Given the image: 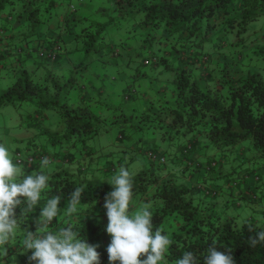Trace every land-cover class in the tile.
I'll list each match as a JSON object with an SVG mask.
<instances>
[{
  "label": "trees",
  "instance_id": "trees-1",
  "mask_svg": "<svg viewBox=\"0 0 264 264\" xmlns=\"http://www.w3.org/2000/svg\"><path fill=\"white\" fill-rule=\"evenodd\" d=\"M120 1L127 11L142 12L139 23L146 24L153 33L159 32L158 39H163L162 52L152 51L153 63L152 58H143L144 63L157 66L159 73L175 74L173 89L168 93L170 84L161 80L157 73L154 77L153 72H140L141 76L135 77L132 70L135 78L128 81L124 92L127 100H137V105H132L128 111L129 117L137 118L139 125L129 120L120 105L116 111L120 110L123 116L121 124L140 129V125L149 123L150 127L159 126L163 136L170 138L176 133L194 136L170 153L174 163H183L182 174L168 167L166 153L145 151L151 164L131 174L130 212L144 203H151L153 230L162 228L163 234L172 241L164 264H174L185 251L195 253L200 264H204V254L213 240L217 250L230 251L235 264H264V243L255 248L248 243L250 237L264 230V0ZM59 4L62 3L57 0H0V37L11 28L21 38L12 45L14 61L4 65L9 71L6 76L12 75V82L0 87V113L9 105L16 109L24 105L35 108L28 113V119L23 118L21 126L0 124V132H3L0 143L7 148L21 140L26 143L27 150L19 146L15 149L13 160L25 176L41 172L43 157L50 159L49 166L43 169L49 181L42 190L40 203L34 211L24 215V204L15 209L16 218L20 220L19 231L35 233L36 221L47 199L59 195L58 207L63 210L70 193L82 187L78 212L65 216L61 211L62 215L54 218L49 230L56 232L72 225L81 239L97 246L100 264H111L107 247L112 237L106 231L109 221L104 204L106 195L113 190L108 180L117 169L109 161L100 168L95 166L94 160L88 165L82 161L92 154L86 146L90 136L105 128L98 125L105 117L95 109L101 107L103 110L106 105L109 108V102L101 97L111 94L110 84L100 80L98 72L94 73L82 62L75 65L71 57L73 51L66 43L61 44V40L67 39L74 46L75 41L87 35L94 40L85 47L88 49L95 45L93 43L110 23L93 20L92 13L76 14L73 0H69L67 10L55 14L51 9ZM48 9L50 14L46 16L44 11ZM52 22L57 26L51 28ZM84 22L87 25L79 29ZM40 25L43 28L38 30ZM46 25L49 27L44 29ZM132 31L137 33L136 28ZM34 41L38 42L36 64L26 62L32 52L30 46L35 47ZM47 44L50 45L46 47ZM117 45L112 40L111 43L101 40L98 47L108 49L116 57L120 55ZM126 46L127 51L131 49ZM4 55L8 54H0V62ZM104 62L102 68L107 70L109 65L106 60ZM121 71H113L111 78L105 76L104 79L118 80ZM92 77L98 83H90ZM138 78V88L130 89ZM158 85L159 89L155 90ZM148 90L158 92L155 101L148 99L150 105L146 106L148 101L144 102V97ZM56 112L61 125L56 131H49L43 127V122ZM119 117L117 114L112 124L119 122ZM14 128L20 130L14 131ZM23 131L33 136H26V140ZM36 135L48 138L42 143ZM58 135L67 136L68 147L62 149V144L50 153L46 147L59 144ZM120 136L121 139L125 137L124 134ZM78 141L84 148L78 147ZM206 146L214 151L228 152L229 159L224 163L212 153H206L205 159L197 158L195 152L198 150L202 156ZM231 151H235V155ZM246 152L252 155L244 157ZM239 158L242 160L238 166H230L232 174L239 171V177L233 175L230 179L226 167ZM119 163L128 168V163ZM247 208L250 212L245 214ZM10 244L6 247L10 248L7 254H2L0 248V262L14 264L11 258L20 245L16 243V247H10ZM31 255L32 250L30 255L22 254L17 264H35L29 260Z\"/></svg>",
  "mask_w": 264,
  "mask_h": 264
},
{
  "label": "rangeland",
  "instance_id": "rangeland-1",
  "mask_svg": "<svg viewBox=\"0 0 264 264\" xmlns=\"http://www.w3.org/2000/svg\"><path fill=\"white\" fill-rule=\"evenodd\" d=\"M61 2L62 4H59L55 7H51V11L57 14L59 11H65L68 9V4L69 0H57ZM76 3V14L78 13H89L94 10H96L94 13H92V17L94 18L93 20L96 21H105L110 23L107 27V30L105 32L101 33V37H98L95 41V45L91 46L90 48L86 49L85 47L88 46V43L94 40H91L87 35L82 36L79 41L74 42V46H71V42H68L67 39H65V42L61 40V44H65L68 46L70 50L73 51V54L71 55L73 63L75 65L79 64L82 62L83 65H87L90 70H94V73H97L101 76L100 80H103L106 82V84H112L117 86V91L114 92L113 95H108L105 97H101L103 101H108L109 102V108L104 107L103 110L100 108H96L97 112L101 115H103L105 118L103 120L99 121L98 125L101 127L104 126V129H99V132H96L95 134L90 136V139L87 141V145L89 148L88 151L92 152L91 155H87L85 157L84 153V159L82 160L84 164L91 163V160H94L95 163H97L95 166L97 168L103 167V164L105 161H109L112 165L114 164L116 169L121 166V162H126L128 163V170L130 171L131 174H136L137 172L146 169L149 167L151 164V158L147 155L148 150H153L157 153H166V158H167V165L170 169H175L178 173L183 172L184 167L182 166L183 163L177 162L174 163L172 161V156L170 153L171 151H177V148L180 146V144H184L186 142H189V140H193L194 136H185L181 133H176L173 134L172 138L170 136H163V130L159 128V126L155 127H150L149 123H143L140 125L142 128L137 127H130L128 126H123L122 123V114L121 111L118 110L116 111L118 106H123V110L126 113V115L129 117V111L128 108H133L132 105L136 104L137 105V100H127L126 97V92H124V88L127 86L128 81H132L136 76L140 77V72H148L152 73L151 75H157L161 78V80L165 81L166 84L168 85V93L170 92L171 89H173V78L175 74L168 73V72H163L159 73L157 70L159 68L153 64H145L144 59L145 58H152L151 63H153L154 59L152 54V51L159 53L162 52V41L163 39H158L159 38V32L153 33L154 31L151 29L149 30L146 24H140L139 20L141 17H143L142 12H132V11H127V8H123L124 6L121 4V1L117 0H73ZM66 4V5H65ZM89 4H93L95 8H91L89 11L87 8H89ZM50 5V3L48 4ZM129 8L131 5L128 6ZM45 15L50 14V9L44 11ZM86 14L85 16H87ZM110 16L114 17V19L111 18ZM130 19V20H129ZM85 24L79 25L78 28L80 29L83 26L87 25V22H84ZM98 28V27H97ZM132 28H136L137 33L132 31ZM146 31L149 32V34H146ZM80 34L81 31L79 32ZM94 35H98V32H93ZM157 34V35H156ZM153 35V37H152ZM144 38L146 40H144ZM103 40L104 43H111V40L114 41L119 48V53L120 55L116 56L114 53L111 51H108L106 48H101L98 47L99 43ZM130 46V50H126L127 46ZM137 45V47L135 46ZM100 48V49H98ZM106 52V53H104ZM130 56V57H129ZM148 56V57H147ZM144 58V59H143ZM104 60H106L107 64L109 67L107 68H102L103 65H105ZM130 63V66L132 67L131 69L135 71L136 75L134 78H129L126 80L124 83H122V88L121 91H119V84L121 82L120 79H115L113 78L112 80L110 79L112 77L113 71H121V68L128 65ZM116 69V70H115ZM130 73V72H129ZM128 73V74H129ZM105 76H110L109 79H104ZM143 76V75H142ZM36 78V76H34ZM153 78V76H152ZM99 80V79H98ZM139 78L135 79V84L129 86L130 89L132 88H138L136 83H139ZM148 80H151L150 78ZM150 82V81H148ZM1 83V81H0ZM160 84L161 83L159 81ZM156 85V84H155ZM1 87V85H0ZM164 88V87H163ZM143 89V87H142ZM111 91V90H110ZM158 91H153V90H148V95L143 96L144 97V102L147 104L150 101L156 99L155 95L157 96ZM155 97V99H154ZM151 99V100H148ZM143 103V102H142ZM141 103V105H142ZM152 103V102H151ZM144 106V105H143ZM125 108V109H124ZM35 108H32L28 105H24L23 107L20 108H14L12 105L3 107L1 109L0 113V124L5 123L4 125H13L14 127L21 126L22 122L25 121V119H28V113L33 111ZM137 109L135 108V111ZM52 112V111H48ZM23 114V117H22ZM117 114L120 116L119 117V122L112 124L114 122L113 120L116 118ZM44 116V115H43ZM42 116V118H43ZM25 118V119H23ZM129 120L135 124L139 125V121L137 118H132L129 117ZM43 127L45 126V129H48L49 131H56V128L61 125V118L59 117V114L56 112L50 115V117L43 122ZM15 129V128H14ZM16 130H20L15 129ZM37 129H34L33 131H36ZM22 132V131H21ZM24 133L22 135L23 138L26 140L28 139L27 137H32L28 136L26 134V131H23ZM39 134V133H38ZM121 134H124V138L121 139ZM3 136V132H0V137ZM27 136V137H26ZM38 136V135H36ZM42 139V143H44V139L48 138L47 135L44 136H38L37 138ZM59 137V135H58ZM66 137V138H65ZM61 136L59 137L58 140H61L59 144H50L47 145V150L52 153L55 150H57L60 145L63 144L62 149L67 148V136ZM22 138V139H23ZM202 138V137H201ZM78 147L84 148L83 144L81 145L80 141L77 142ZM247 145V144H246ZM21 147L24 151L27 150L26 143L24 141H18L16 143H12L11 146L8 148L9 154L14 160V152L17 147ZM72 148V147H70ZM245 149V148H244ZM253 150V149H251ZM146 151V152H145ZM254 151V150H253ZM235 151H231L232 155H235ZM80 154V152H78ZM206 153H212L215 155V157L218 160L226 162L227 159H229L230 156L228 152H223V151H214V149L210 146L204 147V151L202 152V159H205V154ZM231 155V156H232ZM244 157H249L251 156V152H246L244 154ZM242 159L239 158V160H236L235 162L231 164H228L229 167L227 166L226 168L228 170L229 178L232 179L233 175L231 171L230 166H238L240 164V161ZM159 161V159L157 160ZM14 163V162H13ZM77 165V164H76ZM75 166V165H74ZM226 166V164H224ZM75 168V167H74ZM239 168V167H238ZM263 169V168H262ZM117 170L114 173H111V177L115 176L117 174ZM239 171L235 173L234 176L235 178L239 177ZM237 174V175H236ZM264 178V173H262ZM102 179L103 176H100ZM182 178V177H181ZM183 179V178H182ZM258 186V185H257ZM261 190V189H260ZM258 191V190H257ZM135 211V210H133ZM250 212L249 208L246 209L245 214H248ZM19 231V230H18ZM25 231V230H24ZM23 234V230L19 231L17 234V239H14L10 243V247H16V243L20 245V248L17 250L16 253H13V256L11 260L13 261L14 264L18 263V259H20V256L22 254H27L28 252L23 251L22 249V244H21V237ZM13 245V246H12ZM7 245L3 248L2 254H7L8 250L10 248ZM7 249V250H6ZM6 250V252H4ZM14 252V251H13ZM6 256V255H5ZM2 263L6 264V262L3 260Z\"/></svg>",
  "mask_w": 264,
  "mask_h": 264
},
{
  "label": "clouds",
  "instance_id": "clouds-1",
  "mask_svg": "<svg viewBox=\"0 0 264 264\" xmlns=\"http://www.w3.org/2000/svg\"><path fill=\"white\" fill-rule=\"evenodd\" d=\"M50 164L49 157L41 160V172L25 176L21 167L13 163L8 148L0 143V248L16 239L20 224L15 209L24 204L25 212L34 211L40 203L41 193L48 186L49 176L43 172ZM113 190L105 197L104 207L108 217L107 233L112 237L107 247L111 264H164L165 253L172 241L163 234V229L153 230L151 203L142 204L130 212L133 196V181L128 168L121 165L117 174L108 180ZM83 188H75L69 196L67 206L61 210L59 195L47 199L41 215L36 221L37 231H23L21 244L23 251L32 250L30 261L35 264H100L97 246L80 238L72 225L50 231L54 218L72 216L78 212ZM21 198H24L23 200ZM62 211V214H61ZM251 230V228H250ZM249 245L255 248L264 243V230L250 237ZM141 257H145L141 259ZM174 264H200L191 251L183 252L182 258ZM204 264H235L230 251L217 250L216 241L207 248Z\"/></svg>",
  "mask_w": 264,
  "mask_h": 264
},
{
  "label": "crops",
  "instance_id": "crops-1",
  "mask_svg": "<svg viewBox=\"0 0 264 264\" xmlns=\"http://www.w3.org/2000/svg\"><path fill=\"white\" fill-rule=\"evenodd\" d=\"M89 8H87L88 9V11L93 7V8H95V6L94 5H91V4H89ZM89 13H93V12H89ZM42 25V24H41ZM41 25L40 26H38L37 28H38V30L40 29V28H43V27H41ZM50 25V27L51 28H54V27H56L57 25L54 23V22H52V23H50L49 24ZM49 26H45L44 27V29L45 28H48ZM43 32V29L41 30V32L40 33H42ZM21 38H20V36L19 35H17L14 31H12L11 30V28H9V31H6V33H5V35L4 36H1L0 37V54H8V55H4V59H2L1 60V62H0V81H1V83H0V85H1V88H4V87H7L11 82H12V80H11V77H12V75H10L11 77H7L6 75L8 74V69L7 68H5V66H7L8 65V63H9V61H14V56H13V49H14V47L12 46V45H14L15 43H16V41H19ZM38 42L37 41H34L33 42V44L35 45V47L33 48L32 47V45L30 46V49H31V53L28 55V60H26V62L27 63H30V62H34L35 64L37 63V61L36 60H38V58H39V56H38V51H37V48H38V44H37ZM52 44H53V42H51ZM50 43V44H51ZM50 44H47L46 45V47L48 46V45H50ZM27 46V45H26ZM2 50V51H1ZM2 61H3V63L4 64H2ZM5 62H7V64L5 63ZM26 63V64H27ZM5 65V66H4ZM14 66H15V64H13ZM24 65H25V62H24ZM30 66H32V65H30ZM33 67V66H32ZM124 67H126V68H124L123 69V71H121V73L119 74V79L121 80V82H120V84H119V91H121V88H122V83H124L126 80H128L129 78H133V73H132V69H131V66L130 65H126V66H124ZM12 69H14V67L12 68ZM12 69H11V72H12ZM7 72V73H6ZM130 72V73H129ZM129 73V74H128ZM12 74V73H11ZM93 77H95V76H93ZM93 77L91 78V80L92 81H90V83H98V82H95V80L93 79ZM128 83V82H127ZM109 85V84H108ZM99 86L102 88V85L101 84H99ZM146 87L147 88H149V86H148V83H146ZM159 87V85L157 86V87H155V90L156 89H159L158 88ZM108 89H110L111 91V95H113L114 94V92H116L118 89H117V86H115V85H112V84H110L109 86H108ZM150 89V88H149ZM124 91H125V88H124ZM148 95V94H147ZM195 154H197V158H201V155H200V153L198 152V150L195 152ZM179 156H181V153L179 154ZM28 255H30V251H28ZM6 261H8L7 259H6ZM0 264H2V261L0 262Z\"/></svg>",
  "mask_w": 264,
  "mask_h": 264
},
{
  "label": "built area",
  "instance_id": "built-area-1",
  "mask_svg": "<svg viewBox=\"0 0 264 264\" xmlns=\"http://www.w3.org/2000/svg\"><path fill=\"white\" fill-rule=\"evenodd\" d=\"M150 155H152V153H151ZM152 156H153V155H152ZM154 157H155V156H154ZM32 159H33L32 157L29 158L30 161H31ZM163 160H164V159H163Z\"/></svg>",
  "mask_w": 264,
  "mask_h": 264
}]
</instances>
